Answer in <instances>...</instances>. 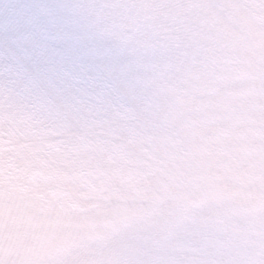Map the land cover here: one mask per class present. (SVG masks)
Masks as SVG:
<instances>
[{"label":"clouds","instance_id":"1","mask_svg":"<svg viewBox=\"0 0 264 264\" xmlns=\"http://www.w3.org/2000/svg\"><path fill=\"white\" fill-rule=\"evenodd\" d=\"M0 264H264V0H0Z\"/></svg>","mask_w":264,"mask_h":264}]
</instances>
